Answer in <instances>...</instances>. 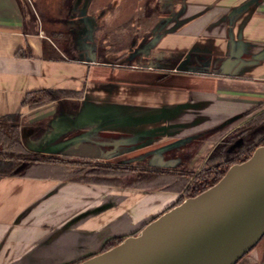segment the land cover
Here are the masks:
<instances>
[{
    "label": "crops",
    "instance_id": "obj_1",
    "mask_svg": "<svg viewBox=\"0 0 264 264\" xmlns=\"http://www.w3.org/2000/svg\"><path fill=\"white\" fill-rule=\"evenodd\" d=\"M153 1L156 21L129 45L140 48L99 62L83 57L99 43L84 37L107 10L97 0H0V119L20 116L28 151L175 171L174 162L193 173L212 138L188 158L186 143L264 100L252 86L264 82V0ZM53 89L68 96L22 107L28 93ZM57 172L0 176V264H74L140 232L180 195L144 194L146 213L133 220L139 194L128 192L130 221L124 201L107 200L121 188L63 182ZM263 255L253 250L239 264H264Z\"/></svg>",
    "mask_w": 264,
    "mask_h": 264
},
{
    "label": "water",
    "instance_id": "obj_2",
    "mask_svg": "<svg viewBox=\"0 0 264 264\" xmlns=\"http://www.w3.org/2000/svg\"><path fill=\"white\" fill-rule=\"evenodd\" d=\"M264 236V146L217 184L78 264H238Z\"/></svg>",
    "mask_w": 264,
    "mask_h": 264
},
{
    "label": "trees",
    "instance_id": "obj_3",
    "mask_svg": "<svg viewBox=\"0 0 264 264\" xmlns=\"http://www.w3.org/2000/svg\"><path fill=\"white\" fill-rule=\"evenodd\" d=\"M146 9L147 6L144 4L139 8L138 14L133 12L127 20L119 24L118 31L134 32L139 37L137 40L142 38L145 33L149 32L157 19L155 13L146 12ZM135 15L137 18L134 17ZM135 21L139 25L138 28L135 26ZM96 54L98 61L102 62L103 52ZM67 96L66 92L55 89L31 92L24 98L22 107L34 110ZM263 106L264 102L242 115L247 118L245 123L213 150L214 154L208 158L205 165L207 169L197 173L109 162L67 160L66 158H54L41 153H33L28 151L20 140V116L11 115L0 119V176H25L30 167L43 165L58 171L57 174L63 182L117 188L124 186L125 178L136 173L143 177L136 179L132 186H145L146 188L148 184L155 183L156 180L162 178V185L152 186V189L165 188L169 192L181 193L180 199L173 205L176 206L185 199L192 198L217 184L232 165L245 162L253 155L256 148L264 146ZM212 173H215V176L209 181ZM124 239V237H118L108 240L100 253L115 247Z\"/></svg>",
    "mask_w": 264,
    "mask_h": 264
},
{
    "label": "rangeland",
    "instance_id": "obj_4",
    "mask_svg": "<svg viewBox=\"0 0 264 264\" xmlns=\"http://www.w3.org/2000/svg\"><path fill=\"white\" fill-rule=\"evenodd\" d=\"M96 3L99 7H102V9L106 8L107 10L105 11L104 16H98V17L96 16V18L99 21L96 32L93 35H89L87 33L84 34V37L89 36V37L95 38V39H97V41L99 43H97L95 45L97 47L96 49L84 50L83 51V57H88V55L96 54L99 52H103V55L105 57L109 53H113V52L114 53H125V52L131 51V50H133V51L138 50L140 48V47H138V45H135L133 47L129 46V45L135 44L137 42V39L139 38L137 36V34L134 32H130V31H127L125 33L119 32L118 26L120 23L127 20V18H129L133 12H136L138 14L139 8L144 4H146V6H147L146 12L152 13V10H155V12H156L157 9H156V6H154L155 2L153 0H97ZM81 4H82V6H84V3L82 1H81ZM111 9H113V14L110 12ZM109 14H112V15H109ZM136 15L134 16L135 18H137ZM135 26L137 28L139 26L137 21H135ZM104 42H106V43L103 44ZM69 47H72V45H67V48H69ZM104 48L106 50H103ZM65 54L68 56H71V57H76V56L82 57L81 56L82 52L81 53L79 51L75 52V51H72L70 49H68L65 52ZM252 86L255 88L264 90V82H253ZM262 102H264V100ZM254 103H256V102H254ZM261 103H259V104H261ZM255 107H253V108H255ZM262 109H264V106ZM243 114L239 115L235 119L225 120V122H223L221 126L212 128L211 131L207 132V134H205L204 136H201L200 138L193 137L192 140L187 142L185 145V148H186L185 150L187 152L186 157L188 158V157L195 156V154H196L195 150L207 138H212V141L209 143V145L213 144V150H214L220 143H222L223 140L229 138L230 135L234 131L237 130V128L241 127L243 125V123H245L247 118L242 116ZM209 154H211V153L208 152L207 155H205V156L203 155L204 158L200 157L201 160L202 161L205 160V158H207L209 156ZM198 155L199 154L196 155V158ZM61 158H65V157H61ZM66 159L70 160L68 158H66ZM71 160H76V159H71ZM201 160H199V161H201ZM82 161H84V160H82ZM86 161L97 162L95 160H86ZM99 163H101V162H99ZM128 166H136V165H128ZM169 167L172 169H176L177 171H181L184 169L182 166L179 165V163L175 164L174 162ZM142 177H143V175H138L136 173H133L132 175H130L124 179V184H123L124 186L114 188L116 190L121 188L122 190H118V192L115 194H109L108 195L107 200H113L114 202L124 201V207L121 211H122V213L124 212L123 215L126 219H128V218H129V220L131 219V213L130 212H132L129 210L130 209V203H129V201L126 200L128 198L127 197L128 192L135 190L139 194L137 197V199L139 200V202H138L139 203V207H138L139 211H136V213H135L136 215L133 218V220L138 218L139 216L143 217L146 213L147 206H145L146 202H145V199L143 198L144 194H147L148 192H154V193H157V195L173 194V193L169 192L168 190H166L165 188L150 190L148 188H145V186H141V187L132 186L133 183H135L136 179L138 180V179H141ZM162 183H163V179L161 178V179L156 180L155 183H152V184L150 183L149 186H151V185L152 186H155V185L161 186ZM92 186H95V185H92ZM101 187H102V185H101ZM109 188H112V187H109ZM180 195H181V193H180ZM178 199H179V197H178ZM169 201H171V200H169ZM174 201H175V199L172 200L171 203H169V204H167V203L164 204L162 207L163 208L162 211H160L159 213H156V214H158L157 217L162 215L163 212L166 211L167 209L171 208V206H173L175 203H177L178 200H176V202H174ZM128 204H129V206H128ZM126 207H128V209H126ZM133 220H130V221H133ZM259 249L264 251V236L262 237L260 242L256 245V247L253 250L256 251ZM251 252L246 254V256H249ZM96 254H98V253H96ZM263 258H264V255H263ZM79 261L80 260H76V263H78Z\"/></svg>",
    "mask_w": 264,
    "mask_h": 264
},
{
    "label": "flooded vegetation",
    "instance_id": "obj_5",
    "mask_svg": "<svg viewBox=\"0 0 264 264\" xmlns=\"http://www.w3.org/2000/svg\"><path fill=\"white\" fill-rule=\"evenodd\" d=\"M210 153H211V154H209V156L207 157V160H208V158H209L211 155L214 154L213 148L211 149V152H210ZM207 160H206V161L204 162V164L201 166L202 168H200L199 170H197L196 173H197V172H200V171H202V170L207 169V168L205 167V165H206V163H207ZM149 168H150V167H149ZM173 171H174V170H173ZM184 172H185V171H184ZM189 173H191V172H189ZM214 176H215V173H212L210 179H208V180L211 181L212 178H214ZM180 196H181V195H179V197H180ZM179 199H180V198H179ZM179 199H178V200H179ZM177 202H178V201H177ZM106 242H107V241H106ZM104 244H105V243H104ZM104 244H103V245H104ZM103 247H104V246H103ZM100 252H101V251H100ZM100 252H99V253H100ZM99 253H98V254H99ZM84 259H87V258H84ZM82 260H83V259H82ZM80 261H81V260H80Z\"/></svg>",
    "mask_w": 264,
    "mask_h": 264
}]
</instances>
